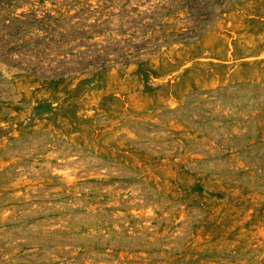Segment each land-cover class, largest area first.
<instances>
[{
    "label": "rangeland",
    "instance_id": "1",
    "mask_svg": "<svg viewBox=\"0 0 264 264\" xmlns=\"http://www.w3.org/2000/svg\"><path fill=\"white\" fill-rule=\"evenodd\" d=\"M0 264H264V0H0Z\"/></svg>",
    "mask_w": 264,
    "mask_h": 264
}]
</instances>
